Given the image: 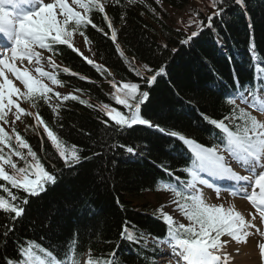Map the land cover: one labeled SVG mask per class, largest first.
<instances>
[{"label":"trees","instance_id":"16d2710c","mask_svg":"<svg viewBox=\"0 0 264 264\" xmlns=\"http://www.w3.org/2000/svg\"><path fill=\"white\" fill-rule=\"evenodd\" d=\"M244 1L246 14L250 13L253 20V35L238 30V27L244 26L243 21L241 25L239 21L233 20L234 16H231L234 22L227 20L225 12L229 6L236 7L234 0H228L226 6L220 5L225 7V12L220 17H213L211 28L206 26L207 18L216 9L210 6V0H160V3L156 0H119V3L107 0L105 12L117 32L116 41L111 39L112 29L103 19L104 14L98 11H94L91 17L103 31L91 25L84 30L94 49V57L98 62L96 65L101 66L99 71L66 45L56 46L57 55L54 59L60 67L55 71L63 82L61 87L67 91V95H75L86 103L82 104L79 100L61 102L53 97L51 106L40 102L39 108L33 109L35 113L39 111L53 131L68 145H76L81 150L80 154L88 159L75 168H66L42 126L36 127V122L29 120L22 123V128L15 125L45 167L53 171L54 164L59 171L56 173V184L49 185L47 191L39 196L28 198L25 214L12 222L14 229L7 238L6 246L0 238V264H5L9 257L16 258L18 246L29 240L41 243L59 256L62 252L58 250L66 248L74 234L78 238L79 253L88 250L94 256L106 258L115 250L120 264L135 263V258L122 247V224L128 222L137 234L143 232L148 242L149 235L158 236L166 230L152 207H141L137 202L142 199L144 191L156 192L151 188L155 174L160 172L149 163L152 160L166 163L174 174H183V169L188 165L187 159L180 153L178 140L156 133L148 137L146 131L119 133L113 122L104 123L108 117L99 109L103 104H109L125 112L124 107L116 104L112 98L114 89L111 82L137 83L140 91H143L148 77L145 75L148 72L151 75V72L160 70L162 66L165 71L159 72L151 85L156 84L151 90L149 104L141 106L142 117L154 120L166 132L176 130L203 145H213L217 129L204 121L201 113L215 119L227 115L230 106L225 103L224 89L229 88V92H232L236 89L235 82L252 83L250 71L244 68L252 66L251 47L254 46L256 55L264 58V12L261 11L264 0ZM179 12L183 17L175 20L174 16ZM190 20L202 21L203 30L199 31L197 23L189 24ZM194 31H199V35L188 43H182ZM234 43L240 44V49L229 47H233ZM223 46L229 49L228 58L218 59L217 48ZM138 61L144 62L145 67ZM208 65L218 68L209 70ZM64 67L78 75L64 73ZM212 72L216 74L214 80L210 76ZM57 104L60 107L57 112H53L52 108ZM8 131L11 133V127ZM141 138L150 146L146 155L148 160L124 164L120 146L132 144ZM166 140L176 153L171 148H168L169 153L164 152L162 143ZM23 151L27 152L26 149ZM177 155L181 157L179 162L175 160ZM18 165L24 166L22 161H18ZM12 191L20 196L26 195L15 189ZM85 204L89 217L80 220ZM138 208L144 215L139 213ZM151 221L159 224V232L149 225ZM9 223L0 214V225ZM3 231L0 228V233ZM148 242L147 246L143 241L132 244L152 255L141 264H157V251L153 250L156 247L153 243L148 245ZM83 255H80L81 259Z\"/></svg>","mask_w":264,"mask_h":264},{"label":"snow or ice","instance_id":"6c2138e0","mask_svg":"<svg viewBox=\"0 0 264 264\" xmlns=\"http://www.w3.org/2000/svg\"><path fill=\"white\" fill-rule=\"evenodd\" d=\"M116 2L119 3V0ZM156 2L160 3V0ZM227 2L228 0H210V6L216 10L208 16L207 27L213 26V17H220L225 12V7L220 5L226 6ZM234 2L244 8V0ZM106 3L107 0H71L70 3L69 0H0V181L5 182L0 183V214L10 222L0 225V228L4 229L0 238L5 246L9 234L14 229L12 222L18 221L25 214L28 198L39 196L47 191L49 185L56 184V173L59 171L55 169L54 164L53 171L45 167L37 152L16 130V121L22 116H32L36 127H43V132L66 168H75L88 159L81 156V150L76 145H68L53 131L39 111L35 114L27 111L21 107L20 101L38 109L40 102L51 106L53 97L61 102L79 100L75 95L61 96L45 83V80L50 81L52 85L63 86L55 71L60 67L54 59L57 55V45H66L79 52L72 43L75 33L84 37L87 44L90 41L84 30L89 25L103 31L93 22L91 14L94 11L104 14L103 19L108 22V28L112 29L111 39L116 41L117 32L105 12ZM191 23H197L199 31L203 30L202 21L190 20L189 24ZM199 31L192 32L182 43H188L199 35ZM37 49L46 50L51 55L45 57ZM117 50L119 51V48ZM121 55L123 56L122 52ZM85 59L88 64L100 70L101 66L94 64L93 60ZM252 60L254 81H259L260 87L257 88L253 82L251 85H241L233 93H226L225 103L230 106V111L221 119L201 113L204 121L219 130V143L206 146L176 130L166 133L180 141L190 153V165L183 169L190 179L181 180L169 168L160 165L168 177H174V182L172 179L167 182L159 181L157 187V191L173 194L174 211H178L188 221L187 224L178 222L172 214L164 211L163 204L155 213L167 229L164 238H153L156 248L163 250L166 246L170 249L177 264H232L233 255L227 251L231 242L237 245L247 244L249 237L253 235L250 231L252 229L260 237H264V228L257 226V222L264 225V120L253 114H264V58L254 53V46ZM25 61L28 65L35 64V74L27 66H17V62L24 64ZM45 64L52 71L46 70ZM62 71L73 76L78 75L70 72L67 67ZM159 71L162 73L164 69ZM9 74L14 79L9 78ZM15 81L23 85V90ZM155 81L156 75L146 78L149 86ZM111 83L114 89L113 100L127 111L122 112L109 104H103L99 110L108 117V120L104 121L106 125L109 121L118 129L146 125L165 132L164 128L153 125L141 115V105L148 99V91L141 92L137 83ZM79 102L86 103L83 100ZM59 107V104L53 106V112H57ZM9 113L14 115L11 123L8 119ZM4 125H10L11 133L6 131ZM24 149L27 150L26 153ZM126 151L134 153V148L126 147ZM13 157L17 159L14 160ZM18 161H22L24 166H19ZM233 164L241 168L243 174L236 171ZM202 174L231 182L229 194L248 201L256 214L249 213L251 219H247L234 205L225 207L223 204L209 203V198L205 196L201 186L212 189L214 184ZM13 189L26 195L20 196L14 193ZM215 195L219 199L221 193L218 189ZM224 237L227 239H222ZM120 238L130 243L143 241L145 246L148 242V237L143 233L137 234L128 222L122 224ZM78 248L76 234L59 256L41 243L29 240L18 246L17 257L7 258L5 264H120L115 250L106 258L94 256L89 251L87 258L82 261ZM258 249L261 264H264V242L258 243ZM235 252L238 254L240 249L236 248Z\"/></svg>","mask_w":264,"mask_h":264},{"label":"bare ground","instance_id":"6f19581e","mask_svg":"<svg viewBox=\"0 0 264 264\" xmlns=\"http://www.w3.org/2000/svg\"><path fill=\"white\" fill-rule=\"evenodd\" d=\"M236 7H232V6H229V9L227 10V12H225V16L227 17V20H231L232 19V17L231 16H234L235 18L233 19V20H235V21H239L240 23H241V25L243 24V22H244V26H242L241 28H239L238 27V30H240L241 29V31H243L244 32V34H245V31L247 32V34H251V35H253V31H254V25H253V20H252V17H251V14L249 13H247L246 14V11H247V7H246V3H245V1H244V8H241V6L240 5H235ZM228 8V7H227ZM212 15V14H211ZM247 16V17H246ZM233 20H231V22H234ZM243 21V22H242ZM237 24V23H236ZM250 24V25H249ZM224 26L226 25V24H223ZM251 41V40H250ZM239 45L240 44H238V43H234L233 44V47H231V46H229L230 48H232V49H236V50H238V49H240V47H239ZM228 48H226L225 46H223V47H220L219 49L217 48V53H216V55H217V58L218 59H221V58H223V59H226V58H228ZM250 51H253V47H251V49H250ZM214 59V58H213ZM141 65H142V67L144 68L145 67V63L144 62H140V61H138ZM215 62H213L212 64H214ZM229 63H226V65H228ZM214 65H216V63L214 64ZM160 68H163L164 69V67H162V66H160ZM212 68H214V70H217V68L218 67H216V66H212V65H208V69L210 70V69H212ZM143 70H141V72H142ZM149 71V70H148ZM164 71H165V69H164ZM160 71L158 70V71H155V72H151L152 74L150 75V72H148L149 74H146L145 76L147 77V75H148V77H150V76H152V75H156L157 76V73H159ZM211 79L212 80H214L215 79V76H216V74L214 73V72H212L211 73ZM157 78V77H156ZM154 84V83H153ZM156 85V84H155ZM154 85V86H155ZM154 86H149L146 82H145V87H146V89H144L143 88V91H148L149 92V97H148V99L144 102L145 103V105L148 103L149 104V101H150V93H151V90H153V87ZM143 91H141V92H143ZM225 91H230V89L229 88H226V89H224V91L223 92H225ZM222 92V91H221ZM143 103V104H144ZM142 104V105H143ZM147 104V105H148ZM141 105V106H142ZM127 110L125 109V112H126ZM147 120H149V121H151L152 122V124L153 125H157L156 123H155V121L154 120H152V119H147ZM160 126V125H159ZM107 127V126H106ZM161 127V126H160ZM161 128H163V127H161ZM115 130L116 131H118L119 133H126V132H136V133H141V132H143V131H146L147 133H148V137H153L154 135H155V133L156 134H160V135H165V136H169V135H167L166 133V131L164 132V133H162V132H160V131H158L155 127H148V126H146V125H134L133 127H131V128H125V129H118V128H115ZM211 133L209 132V136L211 137ZM123 146H125V147H121L120 146V154H121V161L124 163V164H134V163H142V161H144L143 159H146V160H148L147 158H146V155H147V151H150V146H149V144L148 143H145L144 141H142V138L140 139V140H137L136 142H134V143H132V144H125V145H123ZM162 146H163V148H165L164 149V152L165 153H169L170 152V150L172 149V147L170 146V143L166 140L165 142H163L162 143ZM126 147H133L134 148V153H128L127 151H126ZM170 150H169V149ZM173 150V152H175L176 153V151H175V149L173 148L172 149ZM82 156V155H81ZM83 157V156H82ZM183 157V156H182ZM184 158V157H183ZM175 160H177L178 162L181 160V157H180V155H177L176 157H175ZM165 161V160H164ZM150 164H153L158 170H159V172L160 173H157V174H155V180H154V183H153V185H152V188L151 189H155L156 190V192H157V187H158V182L159 181H164L166 178H167V173L166 172H164L163 171V169L160 167V165H164V166H166L167 167V164L166 163H164V162H155V161H153L152 160V162H149ZM168 168V167H167ZM161 174H163V175H161ZM205 191H204V194H205V196L206 197H208L209 199H208V202L209 203H212L211 202V198H212V195H208V193L206 192V189H204ZM153 194L154 193V191H144L143 192V194H142V199L141 200H139L138 202H137V204L139 205V206H141V207H146V208H149L151 205H150V203H148L147 202V199H146V195H148V194ZM145 199H144V198ZM80 203V202H79ZM79 203H77V205H79ZM233 205L236 207V209L237 210H241L240 209V207H239V203H233ZM92 206V205H91ZM90 208V207H89ZM88 208H87V206H86V204H85V208H82V213H81V218H80V220L81 219H84V218H88L89 217V211L87 210ZM138 210H139V213L140 214H142V215H144L141 211H140V209L138 208ZM243 214H245V216H246V218L247 219H251V217H249V215H248V213L250 212L249 210H242L241 211ZM86 221V220H85ZM87 223V222H86ZM149 225L150 226H152L153 228H154V230L156 229V231L157 232H159L160 230H161V228H160V226H159V224L157 223V222H153V221H151L150 223H149ZM143 227H145V226H143ZM139 228V227H138ZM142 230H145V229H143V228H141ZM159 229V230H158ZM143 233V232H142ZM122 240V239H121ZM142 242V241H141ZM138 244H140V243H138ZM67 245L68 244H66V247H67ZM122 247L123 248H126L128 251H129V253L128 254H130V255H132V257L133 258H135V263H127V262H125L124 260V262L126 263V264H141V263H143L144 261H146V260H149L150 259V257L152 256L151 255V253L149 252V251H146V250H143L141 247H139V246H137V245H134V244H132V243H130V242H128V241H126V240H122ZM236 248H239L240 249V252L237 254L236 252H235V249ZM65 249V248H64ZM64 249H62V250H58V252H62L61 253V255L63 254V251H64ZM88 250H84V251H82V253H86ZM227 251L230 253V254H232L233 255V260H232V264H258V260H257V254H256V251H257V241H256V239L253 237V236H250L249 237V242L247 243V244H241V245H237L236 243H232V245L229 247L228 246V248H227ZM82 253H80L81 255H83ZM141 260H142V262H141ZM122 261V262H123ZM137 262H139V263H137Z\"/></svg>","mask_w":264,"mask_h":264},{"label":"rangeland","instance_id":"374dc122","mask_svg":"<svg viewBox=\"0 0 264 264\" xmlns=\"http://www.w3.org/2000/svg\"><path fill=\"white\" fill-rule=\"evenodd\" d=\"M70 2H71V0H69V3ZM261 11L264 12V6H263V9ZM179 15L180 14H178V13L175 14V16H174L175 20L179 19L178 18ZM72 43L79 50L80 54H82V56L84 58L93 60L92 46L90 43H87V44L85 43L84 37L75 33L73 36V39H72ZM39 51L43 54V56L47 57V54L45 52H42L41 50H39ZM17 66H19L21 68L27 66L34 73L35 64L28 65L27 62L25 61L24 64L17 62ZM45 69L50 71V67H48L46 64H45ZM9 78L14 79V77H12L11 74H9ZM15 83L17 84L18 87H20L23 90V85L19 81H15ZM45 83H48L49 86L52 87L54 89V91L59 92L61 94V96H64L67 94V92L64 91L60 86L52 85L51 82L47 81V80H45ZM14 99H15V97H14ZM20 103H21V107L25 108L27 111H31V108L28 107L25 104V102L20 101ZM13 112H14V109H13ZM257 117H258V119L264 120V114L258 113ZM8 119H9V122L11 123V121L14 119L13 113H9ZM28 120L33 121V119L30 116H22L20 120L16 121L15 125L20 126L22 128V126H23L22 123H25ZM4 127L6 130H8V128H9V126H7V125H4ZM146 199H147V202L150 203V205H151L150 207L157 210L160 207V205L163 204V205H165L164 211L172 214L178 222L185 223V224L188 223V221L186 219H184L178 211H174L175 205L172 203V201L174 199L173 194H171L169 192H164V191H160L156 194H154V193L150 194L149 193L148 195H146ZM212 201L215 204H223L225 207L232 206L231 198H227L226 196L220 195L219 199H217L216 195H215ZM253 213L256 214L255 212H252L251 214H253ZM249 217H251V216L249 215ZM250 231H252L253 235L257 238V244L259 242H264V237H260L259 234L254 232L255 230H253V229ZM257 250H258V248H257ZM257 260H258V257H257Z\"/></svg>","mask_w":264,"mask_h":264}]
</instances>
